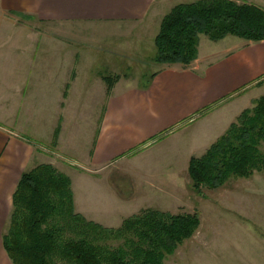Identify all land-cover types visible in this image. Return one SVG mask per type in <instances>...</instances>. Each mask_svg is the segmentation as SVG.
I'll return each instance as SVG.
<instances>
[{"label":"crops","instance_id":"0c3cea01","mask_svg":"<svg viewBox=\"0 0 264 264\" xmlns=\"http://www.w3.org/2000/svg\"><path fill=\"white\" fill-rule=\"evenodd\" d=\"M256 1L261 3H252L264 8L262 0ZM164 3V0H0V264H12L2 235L18 179L25 169L47 162L38 160L40 151L36 150V143H54L52 160L48 163L57 169L71 165L92 174L121 158L136 160L144 149L176 133L178 142L185 134L197 144L207 142L205 151L262 94H255V89L264 85V39L251 41L226 35L211 40L220 43L219 49L207 45L202 50V42H208L201 34L197 57L187 67L158 65L156 73L144 84L136 82L121 87L122 79L117 78L109 89L103 75H95L92 89L77 95L80 102L101 99L103 105L96 121H88L82 133L78 122L68 121L64 114L66 103L76 96L78 69L86 68L84 63H76V53L68 45L71 32L52 37L29 28L18 17L30 15L47 23H136L156 17L160 20L165 14L160 13ZM63 40H67V46ZM40 41L50 47L54 59L43 57L48 49L44 47L36 58L27 56L28 44ZM91 92L96 97H90ZM83 115L85 120L91 118L89 114ZM76 155L82 156L84 165L76 161ZM151 188L156 190L150 185L144 191ZM111 196L123 205L134 201L130 197ZM103 197L101 193L89 194L85 205L78 208L73 191L75 210L107 227L119 226L123 218L144 208L164 210L140 205L103 220L98 215L104 209ZM261 262L264 264V257Z\"/></svg>","mask_w":264,"mask_h":264},{"label":"trees","instance_id":"16d2710c","mask_svg":"<svg viewBox=\"0 0 264 264\" xmlns=\"http://www.w3.org/2000/svg\"><path fill=\"white\" fill-rule=\"evenodd\" d=\"M201 34L212 41L226 35L263 40L264 8L237 0L177 2L160 20L153 61L187 67L197 57ZM102 77L109 89L117 79ZM262 143L264 93L201 155L189 158L192 189H215L230 177L264 170ZM198 225L196 211L172 213L150 207L123 218L117 227L88 220L75 210L69 176L42 162L22 171L2 241L12 264H164Z\"/></svg>","mask_w":264,"mask_h":264},{"label":"rangeland","instance_id":"374dc122","mask_svg":"<svg viewBox=\"0 0 264 264\" xmlns=\"http://www.w3.org/2000/svg\"><path fill=\"white\" fill-rule=\"evenodd\" d=\"M164 1L160 13H166L177 2L192 0ZM237 1L261 3L256 0ZM262 2L264 3V0ZM22 15L18 17L22 23L48 35L71 32L72 38L68 45L76 53V63H84L86 68L78 69L76 96L66 103L64 114L68 121H74L75 124L78 122L77 127L81 133L87 129L88 121H96L103 105L101 99L80 102L77 95L82 90L92 89L95 75L121 78V87L136 82L144 84L159 65L153 61V38L161 20H157V17L136 23H47L40 22L30 15ZM204 38L208 44L202 42V50H206L207 45L215 49L220 48V43H214L206 36ZM63 42L66 43L67 40ZM32 44L36 49L34 51L31 44H28L29 58L39 56V50L43 47L48 48L43 57L55 58L49 50L50 47L42 41ZM91 93L90 97H96ZM258 93H264V85L255 89V94ZM83 114H89L91 118L85 120ZM176 134L144 149L142 156L136 160L121 158L96 174L80 171L71 165L61 168L60 171L71 180L78 208L85 205L89 194L101 193L104 196V209L98 215L103 220L113 219L118 216L119 211L127 213L140 205H150L172 213L196 211L199 217L197 229L165 257L164 264H208V261H211L210 264H263L264 170L255 171L249 177H230L221 187L202 188L200 192H196L190 185L188 160L191 156L201 155L207 142L197 144L189 139L188 134L180 136L178 142L174 137ZM47 144L35 145L36 150L40 151L39 156L36 155L38 160L48 163L52 160L51 150L54 151V143ZM261 149L264 150V143L261 144ZM74 157L78 163L85 164L82 156ZM150 185L156 190L151 188L149 192L144 191L145 187ZM175 189L178 190L177 194L173 192ZM138 192L144 193L139 195ZM111 195L130 197L134 201L123 205ZM91 207L93 208L92 205ZM233 226L241 231L235 230ZM240 233L246 236L242 237Z\"/></svg>","mask_w":264,"mask_h":264}]
</instances>
